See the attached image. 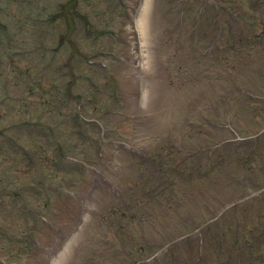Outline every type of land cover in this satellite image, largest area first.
I'll return each instance as SVG.
<instances>
[{"label": "rangeland", "instance_id": "374dc122", "mask_svg": "<svg viewBox=\"0 0 264 264\" xmlns=\"http://www.w3.org/2000/svg\"><path fill=\"white\" fill-rule=\"evenodd\" d=\"M66 1L0 0V264H264V0Z\"/></svg>", "mask_w": 264, "mask_h": 264}, {"label": "trees", "instance_id": "16d2710c", "mask_svg": "<svg viewBox=\"0 0 264 264\" xmlns=\"http://www.w3.org/2000/svg\"><path fill=\"white\" fill-rule=\"evenodd\" d=\"M76 6H77L76 0H68L66 3H64V5L62 6L63 8L59 12L63 16V18L66 20L67 28H68L67 33L69 32V30H73V20H74V12H75ZM261 23L263 24L264 21H262ZM262 30H264V28H262ZM260 36H261V38H260ZM260 36H258V34L253 33V35H248L247 39L254 38L256 41H258L259 39L261 41L263 38V35H260ZM230 48H232V47H230ZM31 165L33 166V164H31ZM256 257H257L256 258L257 262L264 263V256H260V257L256 256Z\"/></svg>", "mask_w": 264, "mask_h": 264}, {"label": "bare ground", "instance_id": "6f19581e", "mask_svg": "<svg viewBox=\"0 0 264 264\" xmlns=\"http://www.w3.org/2000/svg\"><path fill=\"white\" fill-rule=\"evenodd\" d=\"M143 15L142 16H140V20H139V22L142 24L143 23Z\"/></svg>", "mask_w": 264, "mask_h": 264}]
</instances>
